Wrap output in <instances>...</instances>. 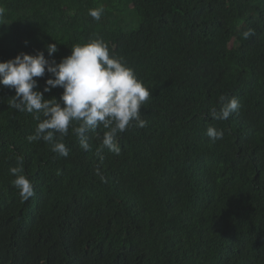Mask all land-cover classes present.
<instances>
[{
  "label": "trees",
  "instance_id": "1",
  "mask_svg": "<svg viewBox=\"0 0 264 264\" xmlns=\"http://www.w3.org/2000/svg\"><path fill=\"white\" fill-rule=\"evenodd\" d=\"M0 10V61L44 51L59 63L102 39L151 92L146 126L133 122L120 154L104 149L101 161L102 128L88 134L91 151L70 128L67 158L29 143L38 121L0 85V264H264V0H0ZM49 77L35 78L40 91ZM221 96L241 107L215 121ZM21 161L35 191L26 201L9 173Z\"/></svg>",
  "mask_w": 264,
  "mask_h": 264
},
{
  "label": "clouds",
  "instance_id": "2",
  "mask_svg": "<svg viewBox=\"0 0 264 264\" xmlns=\"http://www.w3.org/2000/svg\"><path fill=\"white\" fill-rule=\"evenodd\" d=\"M102 13V8H93L89 9L88 15L99 21ZM2 16L3 10H0ZM250 34L251 30L245 31V38ZM46 51L52 57L58 47L51 43L46 46ZM46 72L50 77L40 91L35 78L44 77ZM0 85L15 90L10 108L32 114L38 121L34 134L27 136L26 140L29 143L43 140L51 146L52 152L64 158L69 156V149L63 139L68 136L70 128L85 151H91L88 134L102 128L104 132L96 155L103 161L104 149L120 154L118 137L133 122L139 128L147 124L141 108L147 103L150 90L123 58L110 55L109 46L102 39L73 45L71 54L59 63L47 59L44 51L35 55L21 52L13 59L0 61ZM55 88L63 89L59 100L45 99L44 93ZM220 102L219 110L210 112L215 121L229 119L241 107L235 97L221 96ZM206 135L215 142L223 139L224 131L209 126ZM9 173L14 177L11 183L22 200L26 201L35 194L33 184L24 174L22 161L11 167ZM97 174L104 179L99 169Z\"/></svg>",
  "mask_w": 264,
  "mask_h": 264
},
{
  "label": "rangeland",
  "instance_id": "3",
  "mask_svg": "<svg viewBox=\"0 0 264 264\" xmlns=\"http://www.w3.org/2000/svg\"><path fill=\"white\" fill-rule=\"evenodd\" d=\"M122 18L124 19L125 22H127V20H129L130 17L129 16H125V17H122ZM124 28L127 29V30L130 29V28H127L125 26H124Z\"/></svg>",
  "mask_w": 264,
  "mask_h": 264
}]
</instances>
